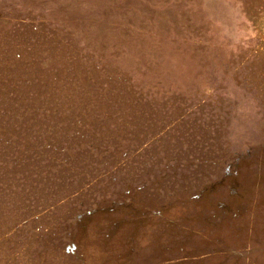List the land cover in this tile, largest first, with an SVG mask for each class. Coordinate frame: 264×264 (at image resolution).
Instances as JSON below:
<instances>
[{
	"label": "rangeland",
	"instance_id": "rangeland-1",
	"mask_svg": "<svg viewBox=\"0 0 264 264\" xmlns=\"http://www.w3.org/2000/svg\"><path fill=\"white\" fill-rule=\"evenodd\" d=\"M0 264H264V0H0Z\"/></svg>",
	"mask_w": 264,
	"mask_h": 264
}]
</instances>
